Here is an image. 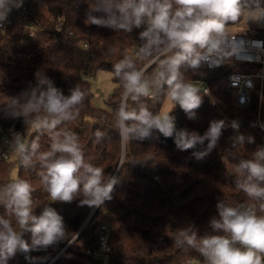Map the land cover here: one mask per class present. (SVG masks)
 Returning a JSON list of instances; mask_svg holds the SVG:
<instances>
[{
    "label": "trees",
    "instance_id": "trees-1",
    "mask_svg": "<svg viewBox=\"0 0 264 264\" xmlns=\"http://www.w3.org/2000/svg\"><path fill=\"white\" fill-rule=\"evenodd\" d=\"M90 3L92 0H26L23 6L37 26V40H28L25 29L15 19L7 29L0 30V125L7 130L14 124L12 130L6 131L10 142L15 133H21L28 141L39 137L42 150L50 146L46 133L41 134L25 124L22 117L13 118L6 111L9 98L19 96L37 84L38 72L50 78L65 95L79 84L88 95L79 117L62 127L78 134L91 163L103 167L106 175L119 178L113 198L99 208L82 205L80 198L71 203L52 204L64 217L69 233L74 235L95 209L79 237L54 264H98L99 258L86 252L100 247L98 237L102 225L109 229L110 264H187L193 258L204 259L195 249L176 245V231L194 225L201 235L212 233L209 222L218 216L220 200L224 199L231 206L256 203L235 187L226 151L238 144L242 158L250 159L258 147H264L259 124V117L264 118V95L261 96V90L257 88L249 107L238 109L234 90L228 82L231 73L253 72L257 65L237 63L229 58L220 68L209 69L202 64L197 73H185L196 85L198 80H204L211 96L203 95V88H200L203 103L196 110L195 119H189L179 105L174 104L171 114L176 118L177 129L204 135L210 122H226L216 148L203 160H196L192 153L203 150L208 141L187 151L177 149L174 137L165 138L159 133L151 139L124 143L115 128V110L122 91L120 82L113 75L116 87L108 97L107 107L101 108L92 105L91 79L99 70L112 73L113 64L125 54L137 60V68L145 67L148 62L137 55L142 43L139 33L144 29L125 33L86 24ZM20 13L21 10H12L9 14L17 18ZM241 20L228 26L227 32L237 28ZM248 36L264 39V27L256 28ZM155 67H148L147 74ZM166 98L161 94L154 100L142 98V102L153 112H161ZM233 120L239 122L238 131L231 127ZM97 128L105 133V139L100 142H96L94 136ZM240 135L245 137L243 144L236 142ZM248 137H253L254 143H249ZM16 154L10 143L6 144L0 137V185L12 180L14 163L9 159ZM15 163H18V178L29 180L35 189L33 199L37 207L35 212L39 215L44 201L49 199L38 175L39 165L25 169L19 163V156ZM0 215H6L2 206ZM25 239L31 243V233H27ZM69 242L65 240L47 250L32 251L27 255L37 264H47ZM25 261V254L18 252L8 264H25Z\"/></svg>",
    "mask_w": 264,
    "mask_h": 264
},
{
    "label": "clouds",
    "instance_id": "clouds-1",
    "mask_svg": "<svg viewBox=\"0 0 264 264\" xmlns=\"http://www.w3.org/2000/svg\"><path fill=\"white\" fill-rule=\"evenodd\" d=\"M23 3L24 0H0V24L13 7L19 9ZM262 4L264 0H92L86 24L125 33L144 29L139 33L142 43L137 55L148 64L137 68V60L125 54L112 67L122 88L115 110V128L121 141H144L159 133L165 138L174 137L181 151L208 141L203 150L192 153L198 161L208 156L222 136L225 120L210 122L204 135L178 130L171 112H153L142 98L154 100L164 94L189 119H195L203 95L208 92L202 95L185 73H197L209 55L221 50L228 26L242 18L264 21ZM152 65H156L155 70L147 74ZM36 77L35 86L9 98L6 111L13 118L22 117L25 124L41 134L46 133L50 146L42 150L39 137L28 141L23 134L15 133L10 147L25 169L39 165L38 175L51 203H71L80 198L82 205L99 208L113 198L119 178L106 175L103 167L91 163L78 134L62 127L79 117L88 93L78 84L65 95L50 78L39 72ZM231 127L238 131L239 122L233 120ZM94 136L96 142L105 139L99 128ZM247 139L254 143L253 137ZM236 142L243 144L245 137L238 136ZM231 175L235 187L256 203L231 206L220 200L218 216L209 222L212 233L201 235L199 229L189 225L176 231L174 242L181 248L198 251L206 264H264V147H258L250 159L235 163ZM34 191L32 183L23 178L0 185V206L6 212L0 215V264H8L18 252L47 250L75 238L51 203L36 214ZM25 233H31V243L24 238Z\"/></svg>",
    "mask_w": 264,
    "mask_h": 264
},
{
    "label": "built area",
    "instance_id": "built-area-1",
    "mask_svg": "<svg viewBox=\"0 0 264 264\" xmlns=\"http://www.w3.org/2000/svg\"><path fill=\"white\" fill-rule=\"evenodd\" d=\"M14 19L25 29L28 40H37V26L30 19L26 6L21 8L20 16L17 18H13V16L9 14L7 20L0 24V30L7 29ZM260 23H264V21H260ZM229 58L232 59L233 62L257 65L253 72H233L228 77L229 85L234 90L235 106L238 109H246L249 107L253 98V93L257 88L261 90L262 96L264 87V39L228 32V36L221 45V50L209 55L203 64L209 69H217L220 68ZM197 85L199 88H203V91L206 90L208 92V97L211 96L210 88L204 80H198ZM259 124L264 137V118L262 116L259 117ZM11 128H14V124ZM7 130L0 125V137L6 144L10 143L9 137L6 133ZM5 157L7 158L6 155ZM49 203H51L49 199H46L41 210H43L45 204ZM52 204L53 203H51V206ZM94 212L95 210L91 212L89 216L90 218L87 219L80 231L75 235L74 240H71V242H69V244H67V246L47 264H54L60 255L79 237L81 231L88 224ZM99 231L98 243L100 247L95 251L88 249L86 253L98 257V264H110L108 261V252L110 249L107 243L109 229L107 226L102 225L100 226ZM26 234L27 233L24 234V238ZM25 256L28 257L27 254H25ZM25 264L37 263L30 258H26ZM187 264H206V262L204 259L193 258L188 260Z\"/></svg>",
    "mask_w": 264,
    "mask_h": 264
},
{
    "label": "rangeland",
    "instance_id": "rangeland-1",
    "mask_svg": "<svg viewBox=\"0 0 264 264\" xmlns=\"http://www.w3.org/2000/svg\"><path fill=\"white\" fill-rule=\"evenodd\" d=\"M25 2H26V0H24L23 5L25 4ZM22 7H20L19 9L13 7L12 10H21ZM43 11L45 13L47 12V9L45 6H43ZM261 27L262 28L264 27V23H260V22H256V21H252V20L247 21L246 18H242V20H241L240 24L237 26V28H235L233 30L232 29H230V30L228 29V30L232 31L233 33L249 35V32H254V30H256V28H261ZM196 86L198 87V85H196ZM115 87H116V83L113 81V74L111 72L106 71V70L97 71V73L91 79V91L93 93L92 105L94 107L106 108L107 107L106 102L108 100V97L113 92ZM262 94L264 95V87H263ZM173 105H174V102L171 101V99L166 98V100L162 106L161 112H171ZM11 130H12V128H11ZM17 157H18V154H16V157H12V158L10 157V159H9L10 163H14L13 170L11 173L12 179L18 178V163H15V159ZM240 159H242V155H241L240 147L238 144H235L230 150L226 151L227 165H228L230 170H233L234 164L238 163ZM88 218H90V217H88Z\"/></svg>",
    "mask_w": 264,
    "mask_h": 264
}]
</instances>
